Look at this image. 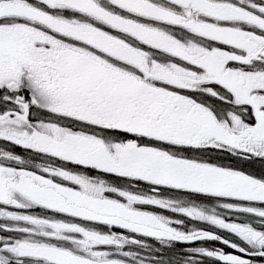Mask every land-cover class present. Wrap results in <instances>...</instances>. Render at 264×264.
I'll return each instance as SVG.
<instances>
[{
    "label": "snow or ice",
    "instance_id": "1",
    "mask_svg": "<svg viewBox=\"0 0 264 264\" xmlns=\"http://www.w3.org/2000/svg\"><path fill=\"white\" fill-rule=\"evenodd\" d=\"M0 264H264V0H0Z\"/></svg>",
    "mask_w": 264,
    "mask_h": 264
}]
</instances>
